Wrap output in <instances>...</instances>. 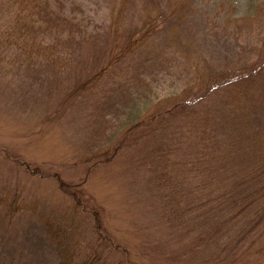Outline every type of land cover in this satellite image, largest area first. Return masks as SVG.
I'll return each mask as SVG.
<instances>
[{"label":"rangeland","instance_id":"1","mask_svg":"<svg viewBox=\"0 0 264 264\" xmlns=\"http://www.w3.org/2000/svg\"><path fill=\"white\" fill-rule=\"evenodd\" d=\"M52 1L70 18L63 21L66 33L40 26L45 33L32 34L39 51L32 62L22 64L19 41L0 45V264L71 261L65 248L73 237L62 229L61 217L87 215L74 205L75 190L81 198L92 195L89 206L105 209L109 231L144 252V264L263 263L264 243L256 232L261 226L248 230L235 219L210 235L193 225L190 208L174 233L162 189L153 185L150 150L111 147L159 101H172L187 88L196 57L219 64L254 57L264 35V0H127L118 16L127 30L142 26L154 8L163 11L161 18L153 17L158 25L147 45L99 80L82 55L96 46L104 57L110 11L119 0ZM10 22L0 7V30ZM127 69L139 78L124 82ZM211 99L221 102L222 94ZM11 201L18 209H9Z\"/></svg>","mask_w":264,"mask_h":264},{"label":"trees","instance_id":"2","mask_svg":"<svg viewBox=\"0 0 264 264\" xmlns=\"http://www.w3.org/2000/svg\"><path fill=\"white\" fill-rule=\"evenodd\" d=\"M126 5L127 0H119V5L113 3L107 38L109 47L102 56L104 59L99 58L96 46L89 55H82L97 80L105 72H112L109 68L119 67L117 64L125 62L138 47L147 45L146 36L154 32L163 12L156 8L146 11L145 21H141L142 26L148 23L145 30L142 31V26L127 30L122 16L118 18ZM0 7L6 8L7 17L12 20L0 30V45L4 48L19 41L16 46L23 52L22 64L32 62L39 52L32 38L45 33L38 31L40 26L62 34L66 33L63 21L70 20L53 7L52 0H0ZM156 16L157 20L153 21ZM256 47L255 56L249 60L237 58L219 64L206 57H196L191 74L193 81L187 88L172 101H159L111 147L113 152L128 145L150 150L146 155L147 164L153 174V185L162 189L159 192L166 200L173 232L178 225L182 227L181 221L191 208L196 219L193 225L199 230L214 235L225 227L230 228V221L240 219L248 230L252 225L261 226L256 232L264 243V35ZM54 49L51 46L52 53ZM129 72L127 69L128 76H121L124 82L128 77L139 78L138 72L131 75ZM218 94H222V101H213L211 98ZM193 181L197 185L193 186ZM70 194L77 198L75 207H85L82 209L87 215L82 218L76 214L62 215V229L73 237L65 250L73 259L60 264L146 262L144 252L133 251L109 231L106 213L102 212L105 209L99 204L89 206V202H95L90 193H85L83 198L78 190ZM9 207L13 211L18 209V204L11 201ZM214 211L218 215L209 213ZM187 223L191 224L189 220ZM241 230L245 234L248 231ZM255 241L259 245L262 242L259 238L250 242Z\"/></svg>","mask_w":264,"mask_h":264}]
</instances>
